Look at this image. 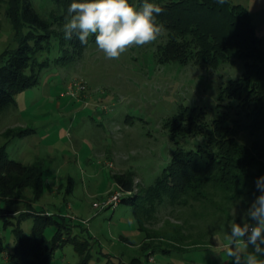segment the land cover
I'll list each match as a JSON object with an SVG mask.
<instances>
[{"label":"rangeland","instance_id":"obj_1","mask_svg":"<svg viewBox=\"0 0 264 264\" xmlns=\"http://www.w3.org/2000/svg\"><path fill=\"white\" fill-rule=\"evenodd\" d=\"M230 2L250 12L264 49V0ZM31 3L48 23L53 21L49 30L52 35H60L63 25L56 22L55 4L49 0ZM6 7L0 2V62L16 48ZM166 39L164 32L150 44L129 48L118 59L106 58L95 42L77 56L66 46L60 47L59 63L53 62L56 51L53 56V52L41 55L39 59L51 55L53 64L41 71L36 85L16 95L15 106L0 113V149L7 158L24 165L39 162L45 169L38 201L28 188L0 197V207L7 205L15 213L8 217L10 222L16 223L22 217L20 213L33 210L64 218L78 239H87L92 255L88 264L228 262L227 252L232 247L229 225L246 219L244 214L256 197L233 201L213 197L222 210L195 201L179 206L155 204L144 210V216L143 211L139 213L144 217V232L138 230L134 211L146 205L140 201L146 189L169 164L175 149H194L201 140L173 139L168 123L181 106H200L209 119L214 117L221 87L243 70L239 60L216 68L192 60H165L158 48ZM51 42L57 46L54 37ZM20 130L28 133L18 137L15 134ZM124 173L132 176V192H124L113 179L115 174ZM118 193L131 196L136 203L118 202L114 209L112 199ZM217 217L223 219L221 223L213 222ZM214 223L217 226H212ZM31 227V217L21 224L26 235ZM11 229L12 225L4 228L0 221L4 248L0 264H10ZM54 230L53 226L45 229L47 239ZM180 236L185 238L180 241L183 251L174 249L169 240ZM193 243L196 245L189 247ZM239 247L248 252L254 246L245 248L241 243ZM78 261L74 247L66 244L54 252L49 264Z\"/></svg>","mask_w":264,"mask_h":264},{"label":"trees","instance_id":"obj_2","mask_svg":"<svg viewBox=\"0 0 264 264\" xmlns=\"http://www.w3.org/2000/svg\"><path fill=\"white\" fill-rule=\"evenodd\" d=\"M55 4L57 24L64 25V15L73 0H49ZM7 4L5 16L15 33L16 48L0 62V113L15 106L16 95L39 81V74L54 63H59L60 47L66 46L74 56L95 42L94 35L87 45H81L74 34L71 40L60 35L53 36L49 23L35 10L31 0H0ZM145 0H130L137 7ZM164 9L156 16V22L164 25L167 39L159 46L160 57L179 62L203 63L216 68L221 63L239 60L242 72L228 79L217 95L216 115L208 118L200 106H181L168 123L171 137H200L194 149H175L171 161L149 186L142 199L141 211L135 210L138 230L142 229L144 216L149 206L168 203L187 205L189 201L215 205L222 210L220 201L252 200L260 194L256 180L264 176V49L256 34V27L250 12L240 4L225 0H147ZM155 15V14H154ZM53 23V24H52ZM27 26V28H24ZM23 29H27L23 33ZM57 39V46L51 42ZM57 52L55 56L54 52ZM53 52V53H52ZM52 53L51 59L42 54ZM10 131L7 136H10ZM28 130L15 135L22 137ZM243 134V135H242ZM178 141H175V144ZM41 163L29 165L10 160L0 149V197H10L15 190L28 188L35 201L43 193ZM115 183L124 191H133V180L129 173L115 174ZM211 199V200H210ZM131 196L122 197L120 203L134 204ZM148 204V205H147ZM248 204V203H247ZM34 208L33 206H29ZM143 208V210H142ZM145 210V211H144ZM16 223L8 220L15 216L10 207H0V221L3 227L12 225L13 245L7 260L10 264H49L54 252L71 244L78 256L77 264H88L91 251L87 239H78L72 225L64 218L53 214L23 212ZM19 214V215H20ZM31 217V232L24 234L21 224ZM213 222L221 223V217ZM49 226L55 227L50 239L44 232ZM212 226H217V223ZM211 226V227H212ZM174 238V239H173ZM172 247L183 251L185 238L173 237ZM175 244H174V243ZM183 245V246H182ZM192 244L191 246H195ZM186 247V246H185ZM89 250V251H88ZM4 251L0 239V257Z\"/></svg>","mask_w":264,"mask_h":264},{"label":"clouds","instance_id":"obj_3","mask_svg":"<svg viewBox=\"0 0 264 264\" xmlns=\"http://www.w3.org/2000/svg\"><path fill=\"white\" fill-rule=\"evenodd\" d=\"M163 11L147 0L139 10L130 0H73L64 15V38L71 40L75 34L81 45H87L94 35L96 46L106 58L118 59L129 48L150 44L166 31L156 22ZM256 188L260 194L247 208L246 219L229 225L232 247L227 255L234 264H264V176L256 180ZM241 243L245 248L253 245V250L243 252Z\"/></svg>","mask_w":264,"mask_h":264},{"label":"built area","instance_id":"obj_4","mask_svg":"<svg viewBox=\"0 0 264 264\" xmlns=\"http://www.w3.org/2000/svg\"><path fill=\"white\" fill-rule=\"evenodd\" d=\"M121 193H118V194H116L115 196H113V203H112V206H113V208L117 205V203L118 202H120V200H121Z\"/></svg>","mask_w":264,"mask_h":264},{"label":"crops","instance_id":"obj_5","mask_svg":"<svg viewBox=\"0 0 264 264\" xmlns=\"http://www.w3.org/2000/svg\"><path fill=\"white\" fill-rule=\"evenodd\" d=\"M115 209V208H114ZM45 214H50L48 212H45ZM133 235L137 234V230L132 232ZM253 249H250V251H252ZM226 264H234V262L231 261V258L228 259V262H226Z\"/></svg>","mask_w":264,"mask_h":264}]
</instances>
